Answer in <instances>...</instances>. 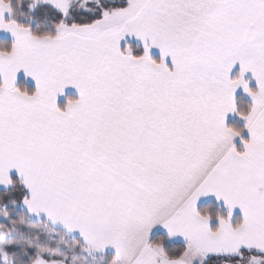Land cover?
<instances>
[{"label":"snow or ice","instance_id":"6c2138e0","mask_svg":"<svg viewBox=\"0 0 264 264\" xmlns=\"http://www.w3.org/2000/svg\"><path fill=\"white\" fill-rule=\"evenodd\" d=\"M0 264H264V0H0Z\"/></svg>","mask_w":264,"mask_h":264},{"label":"crops","instance_id":"0c3cea01","mask_svg":"<svg viewBox=\"0 0 264 264\" xmlns=\"http://www.w3.org/2000/svg\"><path fill=\"white\" fill-rule=\"evenodd\" d=\"M121 46H123V42H121ZM152 54L159 58V51H158V49H155L154 48L152 50ZM238 67H239L238 64L236 66H234V68L232 69V73H231L232 75H235L236 74V72L238 71ZM247 75H250V73L247 74ZM20 79H24L26 82H28L29 84H31V85H33L35 87V82L33 81V79L31 77H24L22 70L20 72H18V74H17V79L15 81L16 85H17V83H18V81ZM250 86H255V81L254 80H251L250 81ZM77 95H78V93H77V91H76V89L74 87H72V86H66L65 89H64L63 94H57V101H56L57 102V105L60 106V107H63L64 104L66 103V98L67 97H73V98H75ZM239 95L244 96L247 100L249 99L247 97V95L245 93H243L242 89H239L238 88L236 90V96L238 97ZM233 119H238L243 124L242 119H240L235 114H230L228 116L227 123L229 124V122L231 120H233ZM242 135L245 136V137H247L246 130H244V133ZM234 143L236 144V146L241 145L240 138L239 137L234 138ZM210 199H214V198H210ZM206 202H208V201L205 200L204 203H206ZM239 215H240V210L238 208H235L233 210V219L235 220L236 217H239Z\"/></svg>","mask_w":264,"mask_h":264},{"label":"trees","instance_id":"16d2710c","mask_svg":"<svg viewBox=\"0 0 264 264\" xmlns=\"http://www.w3.org/2000/svg\"><path fill=\"white\" fill-rule=\"evenodd\" d=\"M153 56H154L155 58L158 59V57H156L155 55H153ZM17 86L26 87L29 91H31V90L34 89V86L31 85V84H29L28 82H26L24 79H20V80L18 81V83H17ZM237 98H238V101H239L240 99H243V100L247 101V99H246L244 96H242V95H239ZM229 124H231V125H233V126H235V127H240V128L243 127V124H242L238 119H233V120H231V121L229 122ZM243 133H244V131L242 132V134H243ZM245 138H246V137H245ZM237 147L240 148L241 145H238ZM206 203H208V202H206ZM215 207H217V205L213 204V208H215ZM236 218H238V217H236ZM213 223H215V222H213Z\"/></svg>","mask_w":264,"mask_h":264}]
</instances>
